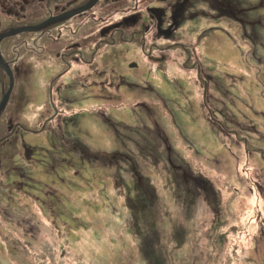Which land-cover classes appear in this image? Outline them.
I'll return each mask as SVG.
<instances>
[{
    "label": "rangeland",
    "instance_id": "374dc122",
    "mask_svg": "<svg viewBox=\"0 0 264 264\" xmlns=\"http://www.w3.org/2000/svg\"><path fill=\"white\" fill-rule=\"evenodd\" d=\"M30 1L0 0V32L34 25ZM127 3L104 13L116 19ZM247 8L184 18L173 38L188 56L140 51L166 40L148 15L147 43L135 32L93 50L98 23L83 38L87 61L54 80L44 128L33 101L66 67L51 57L68 40L38 27L0 38L18 67L0 136L6 117L21 125L0 143V264H264V0Z\"/></svg>",
    "mask_w": 264,
    "mask_h": 264
},
{
    "label": "flooded vegetation",
    "instance_id": "af4514ba",
    "mask_svg": "<svg viewBox=\"0 0 264 264\" xmlns=\"http://www.w3.org/2000/svg\"><path fill=\"white\" fill-rule=\"evenodd\" d=\"M26 1V0H25ZM95 0H32L30 1L32 6L30 8V13L28 16H32V21H34V25H38L40 22H44V20L47 19V17L52 16L54 18L51 22H48L44 26L40 27V29H36L34 31L38 32H43L47 34L48 36H51V40L49 42H52L54 39L62 40V43L66 42L64 44L65 46H57V52L53 53L55 55L58 54V56L51 57L52 60L58 61V59L62 62H66V67H62L60 70L59 68L56 70L57 72H54L52 74L51 79L46 78V80L51 81L48 83L47 86V97L40 102H36L37 100L33 101V105H35L38 109L37 112L42 114V119H40L37 124H40V127L44 128L46 127V121L49 119V115L45 114L44 112H49L50 110L52 111V108H58L53 101V92H52V85L55 82V79H59V77H63V74H61L62 71H64L67 66L68 68L71 66V64L76 60V61H81L86 62L87 61V53L85 50V41L83 40L84 35L87 33V30L89 32L88 36L93 35V29L95 26L100 24V30L98 31V34L102 36V39H98L94 41V49H97L98 46L103 44V46L106 45H111L117 40H131L134 38L135 32H140V36L142 38L141 43H145V34L151 33L150 29L152 27L151 22H149L148 17L152 19V22L155 24V29L157 32H159L163 37H166V40H161L162 42H151V46L148 47V49H143L139 43V49L140 51L146 56L150 57V55L153 53V47H158L159 50L162 48H174V47H179V48H184L186 50L187 56L189 55V50L187 41L178 36V38L175 40L173 38V35L178 31V25H180V22L184 18H192V17H198L202 16L204 17L205 15L207 16H213V14L217 16H237L241 17L243 16L242 14L246 11L245 9L247 7V10H253L258 8L259 6L262 5L263 0H257V3L251 4L246 6H242L239 4H234L231 2V0H167L166 5H157V4H150L148 3L149 0H106L104 5L103 10H98L97 12L95 10V7L97 3H93L92 5L88 7L81 6L82 4H87L89 5ZM113 1H118V3H123L125 1H129L127 3V13L111 20L110 19V11L107 13H104V11H108V9L113 8ZM51 2V5H49ZM211 7L208 9V4ZM47 5V8H46ZM55 8L56 10L53 12L49 11L50 9ZM71 8H74L73 10H70ZM75 10L77 12H75ZM245 10V11H244ZM75 12V13H73ZM101 12V13H100ZM216 12V13H215ZM62 13V14H58ZM66 18H60L61 16L65 14H71ZM103 13V14H102ZM146 14V16H145ZM24 16L25 13H22ZM79 16V17H77ZM142 16L145 18L143 19ZM56 18V19H55ZM31 21V22H32ZM95 23V24H93ZM137 23L139 26H136ZM128 28H133L132 32L129 35L130 39H126L124 36V32H128ZM51 30H55L54 33L50 32ZM72 32L73 34L79 33L81 38H78V36L74 39L73 37H68V31ZM115 33H118L115 35ZM55 34V35H54ZM34 41V39H33ZM55 41V40H54ZM48 42V43H49ZM42 43V42H41ZM147 43V42H146ZM164 45H161L163 44ZM43 44V43H42ZM100 44V45H99ZM91 52V54L94 57V52ZM34 51V50H33ZM1 52V49H0ZM2 54V52H1ZM156 54V53H155ZM154 54V55H155ZM165 52H160L159 58L158 59H163L165 58ZM93 57L88 58V61H91ZM35 58V57H34ZM3 60L8 63L9 68L11 70V74L13 76V85L15 82V72L18 71L17 64L14 66L16 68H12L10 66V63L6 61L4 58ZM37 61V59H35ZM91 64V62H90ZM33 65H36L33 62ZM5 75V78H4ZM80 75V74H78ZM0 76L3 78L1 80V85H0V101L4 95V90H5V81L7 80L8 87L10 84V75L9 71L5 66H3L0 63ZM73 76V75H72ZM125 81H128V79H125ZM129 82V81H128ZM12 85V87H13ZM6 86V88H7ZM12 87L11 90L6 98V103L3 104L0 114L3 110H5V107L8 105L9 102V97L12 96ZM8 89V88H7ZM49 93V94H48ZM2 95V97H1ZM66 99V98H65ZM10 109V107H8ZM10 120H6L7 126H8V132L6 135L0 136V140H5L9 136V133L11 131H15L18 129L17 127H21L19 122L14 123L15 126L12 127L10 126ZM22 124V123H21ZM36 128L32 129V131L37 132V126H34ZM28 130V129H25ZM25 146V149L28 150L29 155L32 156L31 154V148L28 147V145L24 142L23 143Z\"/></svg>",
    "mask_w": 264,
    "mask_h": 264
},
{
    "label": "water",
    "instance_id": "95a60500",
    "mask_svg": "<svg viewBox=\"0 0 264 264\" xmlns=\"http://www.w3.org/2000/svg\"><path fill=\"white\" fill-rule=\"evenodd\" d=\"M53 19L54 18H52V17L47 18L46 20H44V22L43 21L40 22L37 26L36 25H32L31 26L29 24H25V25L20 26V27H17V28H13V29H10V30H8V29L7 30H4V31L0 32V38L3 37L5 34L12 33V32H16V31H19V30H22V29H30L31 27H38V28H40V27L44 26L45 24H47L48 22H51ZM0 63L3 66H5V68H7V70L9 71V75H10V84H9V87H8L7 91L4 93V95H3V97H2V99L0 101V111H1V108H2L3 104L5 103L6 98H7L8 94H9V92L11 90L12 85H13V76L11 74V70L9 68L8 63L3 60V56L1 54V52H0ZM135 64H136L135 61H131L129 63L130 66L135 65Z\"/></svg>",
    "mask_w": 264,
    "mask_h": 264
},
{
    "label": "trees",
    "instance_id": "16d2710c",
    "mask_svg": "<svg viewBox=\"0 0 264 264\" xmlns=\"http://www.w3.org/2000/svg\"><path fill=\"white\" fill-rule=\"evenodd\" d=\"M5 120L8 121V120H10V118H7V117H6ZM10 121H11V120H10ZM5 127L8 129V126H7L6 124H5ZM3 142L5 143V142H6V139H5V140L3 139V140L0 141V143H3ZM34 149H35V147H34Z\"/></svg>",
    "mask_w": 264,
    "mask_h": 264
}]
</instances>
